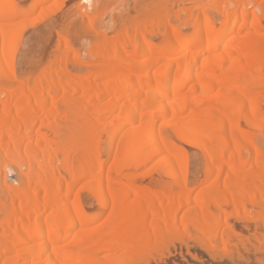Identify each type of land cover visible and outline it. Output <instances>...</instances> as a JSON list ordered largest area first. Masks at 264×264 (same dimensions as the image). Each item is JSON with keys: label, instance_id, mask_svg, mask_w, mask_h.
<instances>
[{"label": "bare ground", "instance_id": "1", "mask_svg": "<svg viewBox=\"0 0 264 264\" xmlns=\"http://www.w3.org/2000/svg\"><path fill=\"white\" fill-rule=\"evenodd\" d=\"M44 1L18 9L0 0V73L13 81L0 84V163L13 156L26 162L21 185L0 186V264H152V252L186 246L191 233L206 236L207 254L218 245L244 247L254 232L264 244V155L248 130L264 129V0H211L180 10L183 18L177 12L176 25L157 0L132 24L139 48L127 29L110 37L89 30L95 41L88 49L62 37V57L19 78L13 22ZM97 2L90 5L99 11ZM160 19L166 34L156 45L144 29ZM188 24L192 30L182 34ZM160 32L159 23L149 35ZM67 62L89 72L73 76ZM54 98L58 107L46 111ZM184 144L205 159V187L194 196ZM149 165L177 178L180 189L137 185L135 174ZM80 185L99 206L92 218ZM184 207L192 209L181 224ZM108 211L105 223L92 226ZM251 219L263 223L253 228Z\"/></svg>", "mask_w": 264, "mask_h": 264}, {"label": "rangeland", "instance_id": "2", "mask_svg": "<svg viewBox=\"0 0 264 264\" xmlns=\"http://www.w3.org/2000/svg\"><path fill=\"white\" fill-rule=\"evenodd\" d=\"M14 1L18 6L17 8L21 9L19 6L22 5L21 7H25L29 4H31V2H33L35 0H14ZM79 1H77V0L76 1L75 0H64V1H60L61 3H59V1H55V0H45L44 2H41V3L37 4L36 6H32L31 7L32 12L30 11L28 14H25L24 16H19L13 22V24H15L14 26L17 30L16 31L17 36L15 38L17 43L16 42L15 43L17 44V49H18V51L16 52V55H15L16 56L15 57L16 62H15V66H14L15 69L14 70H15V73L17 74V76L19 78L25 77V79H26V77H28L29 75H31V76L36 75L38 72H40L41 68H43V67H44V69L47 68V65L49 62H54V61L58 60V58L62 57L60 55H62V52H63V48H62L63 44L62 43H63L64 37L70 36L74 42L77 41L75 43L72 41L75 44L73 46V43H72V46H73V48L75 47L76 49L80 50L81 48L87 47V44H88V47L86 49H88L91 46L90 43H93L95 41L94 40L95 37L90 36V34L95 33L96 29H97V33H99L100 30L104 34H106V32H107L108 37H110L109 36L110 34H112V36H114L113 34L115 32H116V34H118L117 31H119L120 29L123 31L125 29H127V32L129 34L135 35V32L131 28L134 25L133 22L138 24V22H136V21H139L140 19L142 20V14H143V16H145V12L147 11V9H149V13H150V11H152L151 9L152 8L156 9L157 8L156 5L159 3V2L156 3L157 0H108V1L103 0L105 3L98 0L99 3L102 2L104 4V5L102 4L103 7L105 6V4L107 5L106 8L102 7V9H101V7L99 6L101 4H99L97 2V0H89V1L83 0L84 3L81 0H79ZM163 1L164 2L161 1V3H159L157 6L159 7V5L163 3V5H161V6L163 7L165 17L169 16L171 22L174 25H176L174 22L176 21L175 18L177 17V12H178V15L182 16V14L185 15V13L182 12V14H181V11H184L185 9H193L200 4L201 5L205 4V6H206V4L208 3V5H210V3H212L213 0L212 1L211 0H167V4L165 3L166 2L165 0H163ZM76 2H77V4H76ZM95 2H97V5L99 4L98 6L100 8L99 7L98 8L101 10L97 11L98 9L94 8L96 10L95 11L93 9L92 6H96V5H93V4H95ZM72 4H74V6H72ZM153 4H155L156 8L154 7ZM84 5H86V7H84L85 10L82 9ZM121 5H122V7L123 6L124 7L122 8ZM152 5H153V7H152ZM78 6H82V8L80 7L81 9L79 8V11L77 12ZM72 7H74V9ZM87 7H89V8H87ZM81 10L82 11L84 10V12H86L87 15H86V13L84 14V12H82L84 15H81L79 13V12H81ZM105 10H106V12H105ZM253 10H254V6L251 5L249 8V11H253ZM89 11H91V12L89 13ZM100 11H102V12L100 13ZM98 12H99V14H98ZM71 13H72L73 17L71 15ZM151 14H152V12H151ZM175 14H176V16H175ZM194 15H197V12H195ZM211 15H213L212 19L215 21V23L213 21L214 25L218 29L222 28L221 23H220V17L218 18V17H216L217 15H215V19H214V14H211ZM70 16L73 19H71ZM174 16H175V18H174ZM86 17H87V19H86ZM182 18H183V16H182ZM67 21H68V23H67ZM17 22H19L18 25L16 24ZM82 22H83V24H82ZM159 23L161 25L160 34L158 36L149 35V32L151 30L155 31L156 26ZM159 23L148 25L144 29V30H146L145 31L146 33L144 34L146 39L149 42L153 41V44L155 43L156 45L158 44V42L161 38L165 37V34H166V31L164 29V27L166 26V22L163 19H160ZM65 26H67V27H65ZM87 27H89V28H87ZM90 28L91 29L93 28V29L91 30ZM183 28H181V29L179 28L180 31L182 32V34H186L192 30V26L189 24L187 27H183ZM89 30L91 31V33ZM138 30L142 31L141 29H138ZM68 31H70V32H68ZM86 35H88V36L86 37ZM135 38L137 39V48H139L138 44H139L140 38L137 35H135ZM85 41L87 44L84 43ZM15 43H14V45H16ZM82 43H84L85 45ZM13 48H15V46ZM52 50L54 51V53ZM52 53L56 54V55H53ZM30 55H31V58H30ZM70 57L72 58V56H70ZM70 57H69V59H70ZM40 58H41V61H40ZM39 62H40V65L38 67L37 64H39ZM97 63H98L97 61H93V62H90L88 64L89 65H96ZM67 64H69L68 68H69L70 73L73 74V76L79 77V75H81V73L83 76V75H85V73L87 74V72H89V69H87V68H83V69L79 68L78 66L71 64L70 62L69 63L67 62ZM39 68H40V70H39ZM35 71L36 72L38 71V72L36 73ZM79 72H80V74H79ZM83 72H85V73H83ZM32 73H34V74H32ZM28 78L30 79L31 77L29 76ZM6 83H13V81L10 78H8L7 76H4L2 73H0V84L4 85ZM57 101H58V98H56V99L54 98L52 100V102L50 103L51 107H50V105H48V108L46 107L45 110L46 111H50V110L52 111L53 110L52 108L54 106H55V108H57L58 107V105L56 103ZM55 103L57 106L55 105ZM40 126L41 125L37 123V124H35L34 129L35 130L40 129V131H41V129L44 130V128H42V126L40 128ZM248 130L250 131V133H252V137H253L255 144L259 147V149H261V151L263 152V155H264V129L262 130L261 127H260V129L259 128L256 129L253 127V129L249 128ZM40 131H35V132H40ZM42 132H40V133H42ZM183 146L185 147L184 148L186 151L185 160L187 162L188 169H189L187 179L189 181V184L192 187L190 189L192 192V196H194L195 193H198L199 191H201V189L203 190L205 187V185L201 184V183L205 184V182H204L205 181V176H204L205 175V173H204L205 172V159H204V156H203L201 150L199 148H197L196 146H194L193 144L192 145L184 144ZM25 164H26L25 157H22V156L5 157L4 160L0 163V186L3 185L4 183L6 184L7 182L8 183L5 185V189L10 187V186H8L9 184L15 185L17 187H18V185H21V182L23 181L22 176L26 174ZM150 165H152V164H150ZM149 166L135 174L137 185H139L143 188H148L152 192H167V191H172V190L178 191L180 189L179 182H178L177 178L165 176L164 174H162L161 171H159L158 168H154V165L150 166L151 169L153 168V170H150ZM189 184H188V186L190 187ZM77 189H79V196L82 199L81 201L83 202L82 203L83 207L86 206L85 209L88 211L89 217L92 218V216L94 214H96L98 209H99V206L97 205L95 198L90 194L88 189L86 187H84L83 185ZM77 189H76V191H78ZM192 189H193V191H192ZM193 206L194 205H192L191 207H193ZM191 207H186V208L184 207V210L182 209L180 211V213H179L180 215L178 214L179 215L178 221H179V217L181 219L182 215L187 216L188 210L192 209ZM110 214H111V211L106 212L105 214H103V216L100 219L96 220L95 223H92V226L93 225L97 226V225H101L102 223H105L106 220H108L107 218L110 216ZM231 219L228 220L229 221L228 224L230 222L235 224V222H234L235 220L232 217H231ZM253 219H255V218H253ZM253 219H251V221ZM256 220H257V218H256ZM180 221L179 222L181 224H184L182 222L186 221V219L183 218V221L182 220H180ZM259 221H261V220H259ZM259 221H257V222L260 224L263 223L262 221L261 222H259ZM250 223H251L250 226L253 228L258 226V223H256L255 220H253V222H250ZM252 223H253V225H252ZM254 223L257 224L255 227H254V225H255ZM73 231H75V229ZM1 232L2 231H0V233ZM247 233H249V232H247ZM254 234H256V236H254ZM254 234H253V237H255V238H253V239L251 238V240H249L250 238H248V237H247L248 239L246 238V233L245 232L243 233V237L245 236L244 238H246L249 241L247 242L246 239H242V241H244L243 245H245V246L243 247V246L239 245V246H241V247H239L241 249H239L238 247L235 246V248L233 247V248H229V250L228 249L224 250L220 245H218L219 248L217 249L218 246L215 248V249H217V251L214 249L213 250L214 253H213V251L212 252L209 251V253L207 254L206 253V252H208L206 249L207 244L205 245L203 243L206 236L205 237L203 235L192 236L193 234L191 233V235H189V237L191 239H194V240H191L190 238L187 239L186 237H185V239L182 238L183 240H186V241L189 240L188 241L189 244H187L189 250H188V248H186L187 245L186 246L185 245L179 246V242H176L175 245L173 244L174 246L172 245L171 247H169L170 250L168 249V252L166 250L167 247L163 249L164 251H161V250L157 249V248H159V246H157V248L155 246V249H157L159 251L154 250L155 253L152 252L153 253V254H151L152 256H148L147 259H149V263H152V264H212V263H214V264H234V263L235 264H264V244H262L263 241L262 242L260 241L262 245L259 244L260 242L257 243L259 241L257 239L258 233L254 232ZM178 235H176V237ZM202 236L204 237V239ZM248 236L252 237V235H250V234ZM178 237L180 238L181 236H178ZM200 237H202V238H200ZM258 238L260 239L259 236H258ZM190 240L192 242H190ZM256 240H258V241H256ZM39 241H41V240H39ZM252 241H254V242H252ZM255 243H257V244L255 245ZM180 244H185V243L183 242ZM250 245H251V247H250ZM161 246L163 247V245H161ZM261 246L263 247V251L261 250L262 249ZM162 247H161V249H162ZM179 247H181V249ZM242 247L245 249H243ZM179 250H181V251H179ZM186 250H188V251H186ZM251 252L253 253L254 256L250 255ZM147 259H146V261H147ZM237 259H238V261H236ZM242 259H243V261H242ZM228 260H229V262H228ZM231 261H233V262H231ZM143 262H142V264H145V262L144 263ZM147 263H148V261H147Z\"/></svg>", "mask_w": 264, "mask_h": 264}]
</instances>
